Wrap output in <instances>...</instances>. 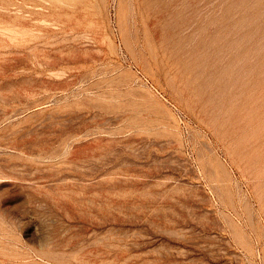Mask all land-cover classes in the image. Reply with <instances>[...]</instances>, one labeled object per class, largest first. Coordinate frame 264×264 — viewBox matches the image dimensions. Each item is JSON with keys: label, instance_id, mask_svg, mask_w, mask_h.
<instances>
[{"label": "rangeland", "instance_id": "374dc122", "mask_svg": "<svg viewBox=\"0 0 264 264\" xmlns=\"http://www.w3.org/2000/svg\"><path fill=\"white\" fill-rule=\"evenodd\" d=\"M0 264H264V0H0Z\"/></svg>", "mask_w": 264, "mask_h": 264}]
</instances>
